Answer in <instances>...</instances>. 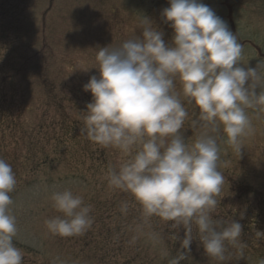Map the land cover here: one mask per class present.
I'll return each mask as SVG.
<instances>
[{
	"label": "rangeland",
	"instance_id": "rangeland-1",
	"mask_svg": "<svg viewBox=\"0 0 264 264\" xmlns=\"http://www.w3.org/2000/svg\"><path fill=\"white\" fill-rule=\"evenodd\" d=\"M201 2L213 9L237 36L243 46L241 66L255 67L264 61V0ZM167 7L168 0H0V91L11 88L16 93L14 100L0 93V159L11 166L16 178L9 194L13 201L9 215L15 217L17 227L13 243L20 250L23 246L22 264H166L184 251L183 225L173 228V222L157 217L145 220L130 193L110 187L109 168L118 170L128 157L119 149L91 142L81 132V112L92 100L83 86L91 76H98L97 48H116L140 36L144 17L164 33L165 42L170 44L173 29L161 15ZM5 44L13 45L8 58L4 57ZM40 50H44L47 59L43 75L54 86L56 100L34 78L33 61L29 59L42 53ZM258 73L264 83V66L258 67ZM10 76L12 80H8ZM175 91L181 93L178 80ZM21 95L25 96L22 105ZM180 99L188 112L180 132L191 146L205 129L192 125L198 119V109L187 103L182 94ZM247 112L254 131L244 138L241 156L227 144L222 129L216 134L218 171L223 174L224 183L212 212L216 220L236 219L241 223L243 254L226 243L224 261L208 257L193 223V240L181 264L264 262V112ZM42 117L52 123L69 119L66 150L61 153L64 143L54 147L63 137L57 132L56 141L48 143L46 159L38 158L31 164L26 160L30 159V137L27 133L12 136L8 120L20 118L17 125L36 130ZM52 132L53 127L44 130L46 135ZM65 189L72 190L82 198L84 206L91 207L89 216L93 222L80 235H53L45 223L65 218L52 199ZM124 204L128 205L127 211L122 210ZM163 231L166 234L162 235Z\"/></svg>",
	"mask_w": 264,
	"mask_h": 264
},
{
	"label": "clouds",
	"instance_id": "clouds-1",
	"mask_svg": "<svg viewBox=\"0 0 264 264\" xmlns=\"http://www.w3.org/2000/svg\"><path fill=\"white\" fill-rule=\"evenodd\" d=\"M168 4L161 15L173 29L170 44L144 17L140 36L116 48H97L98 76L83 86L92 100L81 112V132L91 142L119 149L128 157L118 170L109 168L108 183L130 193L145 220L157 217L173 222V228L184 226V251L169 264L187 258L193 223L205 255L224 261L226 243L241 255L245 245L238 220L212 216L224 183L218 171L216 134L222 129L227 144L241 156L244 138L254 131L247 110L264 112V83L258 73L264 61L255 67L241 66L243 46L237 36L201 0H168ZM177 80L181 93L175 91ZM181 94L198 109L192 125L205 129L191 146L180 132L188 117ZM15 185L13 169L0 159V264H22L23 259L13 243L15 217L9 215L13 203L9 194ZM52 199L65 218L46 221L50 233L71 237L91 226V207L72 190L57 192Z\"/></svg>",
	"mask_w": 264,
	"mask_h": 264
},
{
	"label": "trees",
	"instance_id": "trees-1",
	"mask_svg": "<svg viewBox=\"0 0 264 264\" xmlns=\"http://www.w3.org/2000/svg\"><path fill=\"white\" fill-rule=\"evenodd\" d=\"M16 42L17 41L15 39L14 43H16ZM11 47L13 48V45H11L9 47L7 44H5V56L4 57H6V58L9 57L10 53L13 51V49ZM40 52H42V53H39L38 56L29 59L30 62L33 61L31 67L33 68L34 78H35V80H37V79L39 80L40 85L49 94V97L50 98L54 97V99L56 100V90H55L54 86L50 83V81H47V76L43 75V69H44V67H46V64H47V59H45L46 56L43 55L44 50H42V51L40 50ZM29 60H25V63L28 62ZM17 72L21 73V70H18ZM23 78L25 80L26 76L24 75ZM8 80H12V77L11 76L8 77ZM27 80L30 81V77ZM0 93L3 96H6V97L8 96V98L11 99V100L15 99V94L16 93H14V89L8 88V89H6V91H4V90L0 91ZM21 97H22V95H21ZM21 97H20V105L23 104L25 96H23L22 98ZM13 102L14 101H11L9 103L13 104ZM2 108H3V106H2ZM1 111H2V109L0 108V112ZM1 116L3 118L5 117L4 115H1ZM17 121H20V118L16 119V120H11V121H10V119L8 120V124H9V126H11L10 127L11 135L14 136V135L19 134V137H20V136H22V135L27 133V136L30 137V139H29L31 141L29 143V145L31 144V147L29 149L30 159L26 158V160L29 161L31 164L36 163V161H38V158H41L40 160L46 159V157H45L46 153L45 152H47L46 148L48 147V143H53V142L56 141L54 135L57 132H58L59 135H61L63 137L59 141H56V143L54 144V147L56 148V144H60V143L63 144L64 143L62 145V148H61V153L66 150L67 137L65 135V132H67L68 128H69V126H68V124H70L69 123V119L61 121L59 123H52V121L49 122L48 119H46L45 117H42V118L39 119L40 122H39L36 130H35V128L32 129V130H27V129L24 130L22 128V126H19V125L16 124ZM52 127H53L52 134L51 135H46L44 133L45 128L48 129V128H52ZM44 138H45V141H43ZM41 142H44V143H47V144L44 146V144H41ZM43 164H46V161H43ZM136 205L138 206V204H136ZM164 234H166V232L163 231L162 235H164ZM22 247H21V250H22ZM23 251L27 255H29V250L28 249H25ZM172 258H174V257H172ZM169 262L170 261H166V264H169ZM24 264H28V263H24Z\"/></svg>",
	"mask_w": 264,
	"mask_h": 264
}]
</instances>
